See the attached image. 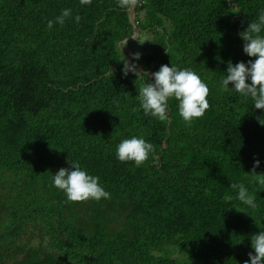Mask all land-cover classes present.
Segmentation results:
<instances>
[{
  "label": "trees",
  "instance_id": "obj_1",
  "mask_svg": "<svg viewBox=\"0 0 264 264\" xmlns=\"http://www.w3.org/2000/svg\"><path fill=\"white\" fill-rule=\"evenodd\" d=\"M138 1L152 36L134 63L197 72L203 117L185 122L174 98L170 127L167 113L144 114L152 75H125L120 47L130 0H0V264H244L264 231V110L220 83L228 62L255 59L240 34L264 0ZM66 8L73 18L49 30ZM132 136L154 145L140 166L115 154ZM69 160L110 196L68 202L52 176ZM240 183L256 208L237 199Z\"/></svg>",
  "mask_w": 264,
  "mask_h": 264
},
{
  "label": "clouds",
  "instance_id": "obj_2",
  "mask_svg": "<svg viewBox=\"0 0 264 264\" xmlns=\"http://www.w3.org/2000/svg\"><path fill=\"white\" fill-rule=\"evenodd\" d=\"M85 2L86 0H81L82 4ZM72 18V10L63 9L58 16L48 21L47 28L51 30L55 25L63 26ZM74 20L79 23L81 17L76 15ZM240 35L244 41V53L255 59L249 60L247 64L228 62L227 73L220 82L222 90L225 92L233 90L245 98L251 97L254 108L264 110V9L259 12L258 19L252 21ZM124 43L126 44V41ZM133 59L138 61L141 59V54H134ZM125 65V75L130 70L137 77H144L136 65L130 69L127 67V61ZM150 79L151 83L143 85L138 95L140 107L146 116L165 119L169 109L168 101L173 98L178 101L179 116L189 123L203 117L210 107L207 99L209 96L207 83L197 72L189 68L181 69L173 64L171 67L162 65ZM153 150L154 145L151 142L143 137L132 136L123 139L116 146L115 154L120 162H134L136 166H140L149 158ZM69 163L70 168H61L52 176V185L64 192L68 202L90 199L99 201L110 196L100 184L98 176L89 174L78 162L69 160ZM260 166L261 162L256 160L252 175L257 176L256 169ZM261 183H264V180H261ZM231 187L238 189L237 199L243 205L256 208L255 198L249 194L245 184H232ZM250 239L253 251L249 252V259L244 264H264V231L253 234Z\"/></svg>",
  "mask_w": 264,
  "mask_h": 264
},
{
  "label": "water",
  "instance_id": "obj_3",
  "mask_svg": "<svg viewBox=\"0 0 264 264\" xmlns=\"http://www.w3.org/2000/svg\"><path fill=\"white\" fill-rule=\"evenodd\" d=\"M131 2V5H130V8L129 10L127 11L128 12V15H129V19H130V23L131 25L133 26V29H134V34L131 38L129 39H126L124 40L123 42H121L120 44V47L122 49V51H124L125 53H127L129 55V59L127 61V67L130 69L133 65H136L138 70L142 73V74H147V75H152L154 74V72L152 71H145L143 69L142 66L138 65V64H135L134 63V59H133V56H134V51L133 49L129 48V47H126L128 44L130 43H134V42H137L140 40L141 38V30L139 29L138 27V23H137V8H138V5H139V1L138 0H130ZM126 41V44L124 43ZM114 71H117V72H122L120 70H118L117 68H114L110 71L109 75H111ZM129 74L132 73V71H128ZM167 119H168V122H169V127L171 125V121L169 119V112L167 111Z\"/></svg>",
  "mask_w": 264,
  "mask_h": 264
},
{
  "label": "flooded vegetation",
  "instance_id": "obj_4",
  "mask_svg": "<svg viewBox=\"0 0 264 264\" xmlns=\"http://www.w3.org/2000/svg\"><path fill=\"white\" fill-rule=\"evenodd\" d=\"M141 22H139V25ZM141 30V38L139 41L130 43L131 44V49H133L134 53H142L145 51L147 42L151 38L152 34L143 28H139ZM142 51V52H141ZM136 61V60H135Z\"/></svg>",
  "mask_w": 264,
  "mask_h": 264
}]
</instances>
